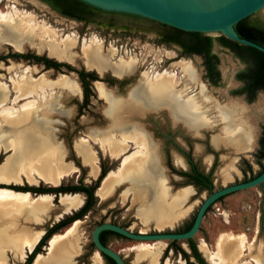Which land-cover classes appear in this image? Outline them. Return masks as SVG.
Returning <instances> with one entry per match:
<instances>
[{
    "label": "rangeland",
    "instance_id": "374dc122",
    "mask_svg": "<svg viewBox=\"0 0 264 264\" xmlns=\"http://www.w3.org/2000/svg\"><path fill=\"white\" fill-rule=\"evenodd\" d=\"M13 6L19 11L32 15L36 23L55 31L59 40L71 35L75 44L71 48L74 59L69 62L56 58L49 53L45 45L39 44V46L38 40L26 38L27 42L21 51L47 56L56 62H62L61 64L64 66L54 70L34 62H16L13 59L4 63L0 62V84L3 82L10 89L7 92L11 99L8 100L9 102L7 101V104L10 105L12 99L17 96H15L16 89L20 88L25 91L26 89H22L23 84L30 83L40 77L54 80L62 74L67 75L70 82H75L78 85L79 91L73 94L67 89L58 90L56 88L55 94L54 90L49 89V92H53V96L52 99H49L50 93L47 95L48 102H41L42 111L39 112L36 108L27 112L19 111L18 118L24 122H3L2 124L0 122V164L7 159L15 160L18 155L9 149L8 140L12 138L19 146L18 153L27 149L29 152L37 150L38 153L46 155L50 148L58 149L63 155L60 161L63 163L61 166L69 171L60 183L62 186L93 185L102 170H105V175L111 170H117L123 161V156L133 152L137 145L128 143L125 153L116 158L104 150L100 143H94L92 138L111 136L119 140L123 135H130L128 137L136 136L143 139L144 143L149 146L147 149H143L141 154L150 156L146 165L149 172L145 174L147 177L138 173L133 175V172H136L132 170L134 162L129 165L128 162L125 165L122 164L124 167L122 176H114L120 181L104 200L96 194L102 181L100 182L94 192L93 206L79 219L74 233L69 237L71 240H77L80 246L79 253L71 258L70 264H110L92 245V230L100 223H114L132 232H184L195 218L200 204L210 192L252 179L264 168V157L257 156L260 155L258 139L264 126V91L257 92L252 102H248L242 94H232L233 91L242 87V83L236 79V74L246 68V63L230 49L221 46L216 41L213 43L212 52L219 58L218 69L221 77L219 84L215 85L205 76L201 56H183L175 46L158 42L153 33H142L133 29L127 31L121 28L112 29L97 23L83 24L57 14L46 3L39 0L0 1V9L3 11H9ZM256 16L264 23V10ZM211 36L218 35L211 34ZM95 39L100 43V50H96V52L100 53L104 60H107L108 57L107 63L110 65L101 72L87 67L82 55L84 46ZM4 46H6L5 43H2L0 52H6L7 49ZM13 49L16 48L13 46ZM128 62L135 64L134 70L121 72V63ZM184 64H189L194 68L196 80L188 77V74H184L182 67ZM114 68L119 72H114ZM79 70L93 72L101 82H104L103 78L106 74H115L119 76H113L115 80L127 78V84L118 86V88H108L107 98H104L97 94L95 83H90L84 99L77 74ZM164 71L176 74L174 77L176 88L189 96L198 95L199 101H202L200 91L204 89L210 97L205 103L212 108L216 105H226L232 100L240 101L244 106V121H247V124L250 122L249 124L254 127L255 144L253 148L250 151H237L236 147L232 145L235 140L227 138V134L222 131L224 123L217 119L216 122H208L198 132H193L184 122L174 120L166 105L161 104L158 108L151 109L147 106L149 104H144L143 99L132 96L134 90L139 85L142 86L144 75L154 76L156 73ZM24 101V99L19 100L18 98L15 103L11 104L19 107ZM83 101L85 105H82ZM118 104H122L124 108L117 112V117L114 119L113 109ZM211 115H214L213 109ZM222 135L227 138L226 143H223L225 146L221 145L216 148L211 140ZM82 138L89 140L88 144L96 153L98 162L96 175L90 173L91 167L82 160L76 151V145ZM179 158L185 159V166L177 161ZM188 159L191 160L192 168L195 166L198 171L204 173L211 171V190L199 189L190 182L189 178L183 177V173L192 172ZM5 167L4 165L0 166V173H3L0 174V177L9 176L8 174L4 175L7 172ZM160 182L164 183L168 191V199L184 187L190 188L191 193L176 209L181 212V216L171 223L158 227L154 217L142 222V215L145 209L152 208L159 202L157 188ZM21 184L37 185L42 188L53 187V185L44 182L29 184L25 178ZM141 186L143 189L139 188ZM135 190L141 192L140 197L135 195ZM76 193L81 195L83 203L75 211L63 214V205L60 202L62 194L55 196L52 210L43 222L34 221L29 212L17 215L15 219L17 227L19 225L17 231L20 235H31V232L33 234L39 230L44 231L52 221L58 222L56 221L58 215H62L58 218L61 221L63 218L71 216L72 212L79 211L86 202V195L82 192ZM31 195L36 196L32 193ZM73 224L74 222L64 230H58L55 234H64ZM27 227L30 233L28 231L26 233ZM221 233L245 234L247 237L246 251H244L246 256H243L245 260L252 264L251 258L256 255H261L264 260V253H262L264 252V183L222 197L205 213L200 229L192 239L207 264L211 263L206 254L215 250L217 239ZM103 235L105 245L118 252L123 257L124 264H149L148 259L138 260L136 250L132 249L141 242L155 243L160 247L158 264H167L166 260L169 261L168 264H199L185 241L177 240L174 243L168 240L136 241L111 232ZM202 241L206 243L207 252L201 249ZM47 244H44V250L41 249L38 252L46 257ZM13 247V245L5 244L0 240L2 259L6 261V264H24L28 257L19 262L15 253L11 252L12 249L14 250ZM182 250L188 255L187 257L182 254ZM97 253L100 256H97ZM34 257L29 264H32Z\"/></svg>",
    "mask_w": 264,
    "mask_h": 264
},
{
    "label": "bare ground",
    "instance_id": "6f19581e",
    "mask_svg": "<svg viewBox=\"0 0 264 264\" xmlns=\"http://www.w3.org/2000/svg\"><path fill=\"white\" fill-rule=\"evenodd\" d=\"M26 38L38 40V45H45L49 53L53 54L58 59L69 62L74 59L71 48L74 47L75 42L71 38V35H67L59 40L56 37L55 31L36 23L33 16L29 13L15 9V6L9 11L0 9V48L2 43H9L16 49L22 50L27 42ZM34 45H36V43H34ZM96 50H100V43L97 39L87 46H84L82 54L85 62L84 64L89 68L101 72L110 65L107 63L108 57L107 60H104ZM120 67L121 72H126L128 70H134L135 64L130 62L121 63ZM182 67L185 75L188 74V77L196 80L197 76L191 65L184 64ZM114 72L118 73L119 71L114 68ZM175 75L176 74L168 73L167 71L156 73L154 76H150L149 74L144 75L142 86L139 85L132 93V96L143 99L144 104H149L147 106L151 109H156L161 104L166 105L169 107L172 118L184 122L189 130L193 132H198L201 128L206 126L208 122H216L219 120L224 123L222 131L227 134V138L235 140L232 145L236 147L237 151H243L245 148L249 147L248 145H250L252 140V134H250L251 131L247 130L246 132L244 130L246 128L243 122L247 121L243 119L245 115L244 106L240 101L232 100L226 105H216L212 108L205 103L210 97L204 89L200 91V97L203 102L199 101L198 95L194 94V96H189L182 90L177 89L174 84ZM69 79L67 75L62 74L54 80L47 77H40L30 83L23 84L21 82V84H23L22 89L26 90L22 91L20 88L16 89L17 94H15V96H17L12 99L13 103H15L18 98L19 100H25L19 107L11 104L12 102L10 105L7 104V101L11 99L7 92L10 89L2 82L3 84H0L1 124L3 122H22L23 120L18 118L19 111L27 112L31 111L32 108H36L39 112L42 111L43 107L40 106L41 102H48L47 97L49 96L48 98L52 99L53 96V92H49V89L54 91L56 88L58 90L67 89L70 93H78V85L75 82H70ZM95 88L99 96L107 98L108 90L101 81L95 82ZM54 93L56 94V91ZM122 108H124L123 105L118 104L113 109L114 119L117 117V112L122 110ZM212 109L214 110V115H211ZM6 117L8 118L5 119ZM125 134L128 135V133ZM128 136L123 135L119 140L111 136L101 138L91 137L94 143H100L104 150L108 151L112 157L116 158H119L120 155L125 153V148L128 146V143L137 145L133 152L123 156V161L117 170L109 171L103 178L101 186L96 191V194L102 200L107 198L119 183L120 179L114 176H122V170L124 169L122 164L125 165V163L128 162L129 165L134 162L132 170L136 172H133V175L138 173L143 177H147L145 174L149 173L146 165L150 160V156L141 155L143 149H147L148 144L144 143V140L139 137L135 136L133 138ZM226 136L214 137L213 144L218 146L219 143H226ZM88 141V139L82 138L76 145V151L82 160L91 167L90 173L96 175L98 172L96 153L92 151ZM8 144L12 153L18 155L15 157V160L7 159L0 164V166H6L7 172L4 175H9L8 177H0V184H21L25 178L29 184L44 182L56 186L67 176L69 171L61 166L63 163H60V161L63 155L58 149L52 150L50 148L46 155L41 152L38 153L37 150L29 152L27 149L18 153L19 146L14 139L9 138ZM177 161L182 164L180 158ZM57 164H59L58 168ZM0 174L3 173L1 172ZM141 187L139 188L143 189V187ZM157 190L159 202L157 205L155 204L154 207L145 209L142 215V222H146L150 217H154L157 226L161 227L181 216V212L176 209L186 200L191 193V189L186 187L181 188L173 197H170V199H168V191L163 182H160ZM135 191V195H139L140 197L141 192L138 190ZM53 198L54 196L52 194L41 193L33 196L31 192L28 191H17L6 186H0V240L5 242V244L8 243L14 246V250H10L12 253H15L19 262L24 261V259L33 252L43 236V230L36 231L33 234L31 232V235H20L17 231L19 225L17 227L15 223L17 222L15 221L17 215L29 212V215H31L34 221L43 222L52 210ZM60 202L63 205V214H66L72 210L75 211L78 209L83 203V198L77 193H66L61 195ZM61 216V214L58 215V218ZM78 223L79 219H76L73 226L64 234L53 235L49 239L46 247L48 250L47 257L42 253H38L34 257L32 264H70L71 258L80 251L77 240L69 239L74 233ZM27 231L29 232L28 227L26 233H28ZM246 245L247 237L245 234L221 233L217 239L215 250L208 251L209 253L206 255L211 264H251L243 257L246 256L244 252L246 251ZM200 246L202 250L207 252L206 243L204 241L200 243ZM132 249L136 250L138 260L148 259L149 264H158L160 247L155 243L141 242L139 245L132 247ZM260 252L262 251L260 250ZM97 256L100 255L97 253ZM251 259L253 260L252 264H264L261 255H256ZM165 262L168 264L169 261L167 262L166 260ZM0 264H6V261L1 257V252Z\"/></svg>",
    "mask_w": 264,
    "mask_h": 264
},
{
    "label": "water",
    "instance_id": "95a60500",
    "mask_svg": "<svg viewBox=\"0 0 264 264\" xmlns=\"http://www.w3.org/2000/svg\"><path fill=\"white\" fill-rule=\"evenodd\" d=\"M102 11L129 14L145 18L184 32H197L206 35H223L227 39L253 47L264 53V47L256 42L242 38L234 26L239 21L264 10V0H81ZM100 81L94 80L93 83ZM185 166L186 161L181 158ZM264 183V170L252 179L230 184L210 192L200 204L192 226L184 232H132L114 223L104 222L94 227L91 240L102 256H108L116 264H124L123 257L109 246L104 245L99 238L104 230L115 232L122 237L136 241H184L192 239L199 231L207 209L220 198L240 190L260 186ZM2 185V184H1ZM24 186L23 184H9ZM59 183L56 186L58 187ZM8 186V185H4ZM50 187V186H48ZM30 192V191H28ZM32 193V192H31ZM76 193V192H74ZM72 193V194H74ZM34 195L41 193H32ZM55 196L66 194L62 192L47 193ZM62 217V216H61ZM59 220V219H57ZM56 220V221H57ZM46 230L43 231V235ZM54 235V234H53ZM52 235V236H53ZM43 236L41 237V239ZM49 240V239H48ZM41 241V240H40ZM35 249V248H34ZM34 251V250H33ZM33 253V252H32ZM31 253V254H32ZM29 254V255H31ZM38 254V253H37ZM36 256V255H35ZM28 257V256H27Z\"/></svg>",
    "mask_w": 264,
    "mask_h": 264
},
{
    "label": "trees",
    "instance_id": "16d2710c",
    "mask_svg": "<svg viewBox=\"0 0 264 264\" xmlns=\"http://www.w3.org/2000/svg\"><path fill=\"white\" fill-rule=\"evenodd\" d=\"M43 1L48 2L54 8H59L60 6L59 3H63V4L74 6V7L81 5V6H88L92 9H98L93 6H90L89 4L81 0H43ZM60 13H64V15H68L67 12L64 10H62V12ZM122 15L133 16L129 14H122ZM133 17H138V16H133ZM234 28L240 37L256 42L264 47V23H262L257 18L256 15L250 16L248 18H245L239 21L238 23L235 24ZM175 30L180 33L185 34L187 38L189 39L191 43V48L189 50H186L187 53H197V54L203 55L204 65L206 67V73H207L205 76L209 77L210 81L213 84L215 85L219 84L221 80L220 71L218 69L219 58L215 53L212 52L213 43L216 41L221 46L230 49L232 52L236 54L238 58H240L242 61L246 63V68L243 71L236 74V79L239 81H242L243 86L233 91L232 94H242V93H245L246 91L247 92L246 100L248 102H252L254 101L257 92L261 89L264 90V53L263 52L253 47H249V46L231 41L227 39L226 37H224L223 35H218V36L213 37L211 35H206L203 33L184 32V31L177 30V29ZM53 63L55 65H60V63L56 61H54ZM82 73L89 74V72H82ZM92 79H98V77L94 75ZM258 152L260 153V155L259 154L257 155L258 157H264V126L262 127L260 138H259ZM189 161L191 163V160ZM263 170L264 168L262 169V171ZM262 171H260L258 174H260ZM183 175H186L190 181L193 180L196 186L199 187V189H207V190L212 189L211 171L208 173H204V172L198 171L197 168L193 166L192 172H189V173L185 172L183 173ZM104 177H105V170H102L96 182L93 185H85V184L71 185V186L60 185L58 187H48V188L8 185L7 187L17 190V191H30L34 193L35 192H38V193L82 192L86 194V202L81 209L82 212H85V211H88L93 206L95 202L94 192L99 187V184ZM0 186H4V185L0 184ZM210 207L207 209V211L210 209ZM192 223L193 221L186 227L185 231L188 230L192 226ZM107 232L115 233V232L108 231V230H104L100 232L99 238H100V241L104 245L105 243L102 239V235ZM45 238L46 236L44 235V237L41 239L39 244L34 249L33 253L28 256L25 264H29L31 262L32 258L38 251V247L44 241ZM184 241L188 244V247L190 248L191 253L195 257L197 262L199 264H207L204 258L201 256L200 252L198 251L194 240L188 239ZM172 243H174V241H172ZM182 254L185 257L188 256L183 250H182ZM104 257L110 262V264H116L114 260H112L108 256L104 255Z\"/></svg>",
    "mask_w": 264,
    "mask_h": 264
},
{
    "label": "flooded vegetation",
    "instance_id": "af4514ba",
    "mask_svg": "<svg viewBox=\"0 0 264 264\" xmlns=\"http://www.w3.org/2000/svg\"><path fill=\"white\" fill-rule=\"evenodd\" d=\"M39 1L46 3L57 14L61 16H65L72 20L82 22L83 24H90V23L96 24L97 23V24L104 25L105 27H109L112 29L121 28L126 31L133 29L135 31L142 32V33H147V32L153 33L158 42H160L161 44H165V45L175 46L180 51V54L183 56H192V55L201 56L203 58V64H204V57L202 54L187 53L186 50H189L191 48V43L189 39L187 38V36L166 25H162L155 21H151V20L141 18V17H133V16L122 15L120 13H115V12L102 11L100 9H92L88 6L80 5V6L74 7V6L63 4V3H59L60 4L59 8H54L46 1H43V0H39ZM62 10L66 11L68 15H64V13H60L62 12ZM5 45L6 46L4 47L7 50L6 52H0V62L4 63L5 61H10V59H13L16 62L18 61L34 62L36 64L43 65L44 67L48 69H54V70L61 69L64 66V64H61L62 62H58L60 63V65H55L53 63L54 60H52V58H48L47 56L34 55L31 52L28 54L24 51L13 49V45L9 43H5ZM204 70H205V75H206L207 73H206L205 65H204ZM82 72H88V71L79 70L77 72L80 85H81L80 87L82 88V93L85 99L86 89L89 88L90 83H93V81L96 79H92L93 76L95 75L93 74V72H89V74H86V73L83 74ZM124 75H127V74H124ZM113 76L119 77V76H116L115 74H112V75L106 74L103 78L104 82L102 81V83L105 85L107 90L108 88H118V86L127 84V78H122L121 80L117 81L114 79ZM206 78L210 81L209 77H206ZM240 82L242 83V86H243V82L242 81ZM259 91H264V90L261 89ZM246 93H247L246 91L245 93H242V95H244L245 98H246ZM82 105H85L84 101L82 102ZM258 144H259V139H258ZM184 158L187 159L186 156H184ZM188 162L190 164L189 168L192 169L189 159H188ZM183 177L186 178L187 176L183 175ZM190 182L196 186L193 180H191ZM23 185L24 187L27 186V184H23ZM28 186H35L36 188L37 187L42 188L41 186H37V185H28ZM81 209L74 213L72 212L71 216H67L66 218H63V220L61 221L57 220L58 221L57 223L52 221V223L49 224L45 229L46 233H44V235L46 236V238L38 247L37 253L39 252V250L45 249L44 244L48 243V239L50 238V236L55 234L58 230H64L67 226H69L76 219H80L81 217H83L87 211L82 212ZM103 236L104 235H102V239L104 241Z\"/></svg>",
    "mask_w": 264,
    "mask_h": 264
},
{
    "label": "crops",
    "instance_id": "0c3cea01",
    "mask_svg": "<svg viewBox=\"0 0 264 264\" xmlns=\"http://www.w3.org/2000/svg\"><path fill=\"white\" fill-rule=\"evenodd\" d=\"M7 121V120H6ZM24 122V121H23ZM244 123V126H245V128L246 129H244L246 132H247V130H249V131H251V133L250 134H252V140H251V142H250V145H248L249 147H247V148H245L242 152H244V151H250L252 148H253V146H254V144H255V141H254V127H253V125H251V124H249L250 122H248V124L246 123V122H243ZM248 125V126H247ZM251 126H252V128H251ZM221 137H225L224 135H222ZM214 139V138H213ZM213 139L211 140V142H212V144H213ZM214 145V144H213ZM221 145H223V146H225L224 144H218V146H215L216 148H219ZM2 152H4V151H2ZM18 185H20V184H18ZM22 185V184H21Z\"/></svg>",
    "mask_w": 264,
    "mask_h": 264
}]
</instances>
